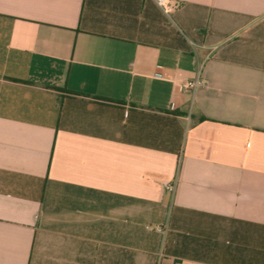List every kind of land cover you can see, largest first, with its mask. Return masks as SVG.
Returning <instances> with one entry per match:
<instances>
[{"label": "crops", "instance_id": "0c3cea01", "mask_svg": "<svg viewBox=\"0 0 264 264\" xmlns=\"http://www.w3.org/2000/svg\"><path fill=\"white\" fill-rule=\"evenodd\" d=\"M177 1L0 0V264H264V0Z\"/></svg>", "mask_w": 264, "mask_h": 264}, {"label": "built area", "instance_id": "2783aa9c", "mask_svg": "<svg viewBox=\"0 0 264 264\" xmlns=\"http://www.w3.org/2000/svg\"><path fill=\"white\" fill-rule=\"evenodd\" d=\"M156 5L161 9V11L167 16V18L172 21L173 14L179 9L180 3L177 0H154ZM205 81L201 76V72L199 71L196 77L193 80H188L183 82L180 85V89L190 90L195 93L198 88L203 86ZM166 191L174 196L175 194V184L169 183L166 185Z\"/></svg>", "mask_w": 264, "mask_h": 264}]
</instances>
